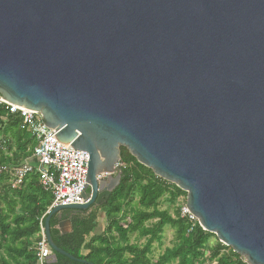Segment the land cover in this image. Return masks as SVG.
Returning <instances> with one entry per match:
<instances>
[{
    "label": "water",
    "instance_id": "1",
    "mask_svg": "<svg viewBox=\"0 0 264 264\" xmlns=\"http://www.w3.org/2000/svg\"><path fill=\"white\" fill-rule=\"evenodd\" d=\"M0 97L88 154L84 202L47 211L46 264H92L48 223L108 199L120 148L184 191L202 230L264 264V0H0Z\"/></svg>",
    "mask_w": 264,
    "mask_h": 264
},
{
    "label": "trees",
    "instance_id": "2",
    "mask_svg": "<svg viewBox=\"0 0 264 264\" xmlns=\"http://www.w3.org/2000/svg\"><path fill=\"white\" fill-rule=\"evenodd\" d=\"M19 124L16 114H9L0 106V166L9 164L14 168L30 155L35 145L32 136L20 129ZM119 163V184L106 201L96 208L91 206L76 213L64 209L50 217V235L57 247L92 264H169L173 261L176 264H246L241 256L219 241L210 245L215 235L199 225L187 232L188 223L179 216L176 205L177 198L185 192L154 175L125 148H120ZM8 178L9 173L0 174V264H34L39 224L44 226L52 196L41 187L36 174L28 175L17 188L10 187ZM27 178L29 184L24 186ZM133 198L137 209L132 210L131 220L124 227L118 216L124 214L122 207L128 206ZM163 201L174 205L172 213L159 207ZM98 209L105 214V229L86 239L96 226ZM65 219H69L70 231L62 233L57 224ZM165 228L174 230L176 242L152 261L148 256L152 244H160ZM133 232L146 237L144 244L130 242L129 235ZM83 250L86 254H82ZM50 264L87 263L56 253V261Z\"/></svg>",
    "mask_w": 264,
    "mask_h": 264
},
{
    "label": "built area",
    "instance_id": "3",
    "mask_svg": "<svg viewBox=\"0 0 264 264\" xmlns=\"http://www.w3.org/2000/svg\"><path fill=\"white\" fill-rule=\"evenodd\" d=\"M0 106L7 113L16 114L20 119V129L28 132L35 141L28 159L19 162L14 168L9 164L0 166V174H10V187L17 188L28 175L36 174L41 187L52 196L49 209L56 205L83 203L88 154L82 150L68 148L56 140L52 135L54 129L43 125L39 112L9 103L1 97ZM30 158L34 160L32 163ZM176 205L179 216L188 223L187 232H192L199 224L186 207L185 196L180 195ZM39 226V238L34 246V264H46L52 249L46 241L42 224Z\"/></svg>",
    "mask_w": 264,
    "mask_h": 264
},
{
    "label": "rangeland",
    "instance_id": "4",
    "mask_svg": "<svg viewBox=\"0 0 264 264\" xmlns=\"http://www.w3.org/2000/svg\"><path fill=\"white\" fill-rule=\"evenodd\" d=\"M0 137H1V134H0ZM159 207L162 209H167L170 213H172L174 210V205L166 204V202L164 201L159 204ZM134 209H137L135 198L132 199L131 203L128 206L122 207L124 214H121V216H118V220L121 224H123L124 227L126 226L127 223L130 222L131 216H132V210ZM150 224L151 222L148 223V225ZM61 228L63 229V226H61ZM129 238H130V242H137L140 245L144 244L146 240V237L138 235L137 232L130 233ZM217 241L219 240L216 238V236H214L210 239L209 243L210 245L214 246V244H216ZM175 242L176 240H175L174 230L171 228H165L161 236L160 244L158 243L152 244L151 251L148 255L149 258L152 261L156 260L163 253L165 248L173 247ZM169 264H176V262L173 261V262H170Z\"/></svg>",
    "mask_w": 264,
    "mask_h": 264
},
{
    "label": "crops",
    "instance_id": "5",
    "mask_svg": "<svg viewBox=\"0 0 264 264\" xmlns=\"http://www.w3.org/2000/svg\"><path fill=\"white\" fill-rule=\"evenodd\" d=\"M31 153H32V151H31ZM31 153H30V155H31ZM30 155H28V156H26V157H24L21 161H23V160H25V159H28L29 157H30ZM20 161V162H21ZM34 160H33V158H30V162L32 163ZM8 184L10 185V178H8ZM29 184V178H27L26 180H25V184H24V186L26 185H28ZM50 207V206H49ZM93 208H96V207H98V206H96V207H94V206H92ZM48 210H49V208H48ZM59 216V215H58ZM96 216H97V222H96V226H95V228L93 229V231L90 233V235L88 236V237H86V239H88L90 236H96V235H99V234H101L103 231H104V229H105V225H106V219H105V214H104V212L101 210V209H98L97 210V212H96ZM61 221V220H60ZM63 230L65 231V232H69L70 231V223H65L64 225H63ZM38 238H39V234H38V236H37V240H38ZM36 240V241H37ZM86 250H83L82 251V254H86Z\"/></svg>",
    "mask_w": 264,
    "mask_h": 264
},
{
    "label": "bare ground",
    "instance_id": "6",
    "mask_svg": "<svg viewBox=\"0 0 264 264\" xmlns=\"http://www.w3.org/2000/svg\"><path fill=\"white\" fill-rule=\"evenodd\" d=\"M183 192H184V191H183ZM184 196H185V199H186V193H185V195H184Z\"/></svg>",
    "mask_w": 264,
    "mask_h": 264
}]
</instances>
